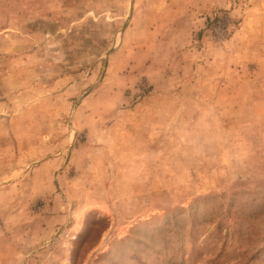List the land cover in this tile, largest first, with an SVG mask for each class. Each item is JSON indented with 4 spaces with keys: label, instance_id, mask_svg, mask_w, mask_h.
Listing matches in <instances>:
<instances>
[{
    "label": "rangeland",
    "instance_id": "1",
    "mask_svg": "<svg viewBox=\"0 0 264 264\" xmlns=\"http://www.w3.org/2000/svg\"><path fill=\"white\" fill-rule=\"evenodd\" d=\"M0 264H264V0H0Z\"/></svg>",
    "mask_w": 264,
    "mask_h": 264
}]
</instances>
